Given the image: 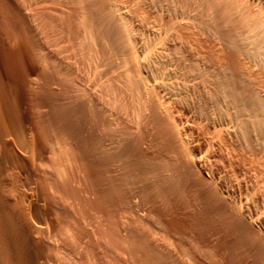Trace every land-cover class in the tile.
<instances>
[{
    "label": "bare ground",
    "instance_id": "bare-ground-1",
    "mask_svg": "<svg viewBox=\"0 0 264 264\" xmlns=\"http://www.w3.org/2000/svg\"><path fill=\"white\" fill-rule=\"evenodd\" d=\"M0 264H264V0H0Z\"/></svg>",
    "mask_w": 264,
    "mask_h": 264
},
{
    "label": "rangeland",
    "instance_id": "rangeland-1",
    "mask_svg": "<svg viewBox=\"0 0 264 264\" xmlns=\"http://www.w3.org/2000/svg\"><path fill=\"white\" fill-rule=\"evenodd\" d=\"M263 89V88H262Z\"/></svg>",
    "mask_w": 264,
    "mask_h": 264
}]
</instances>
